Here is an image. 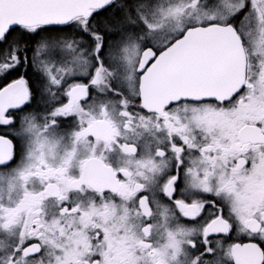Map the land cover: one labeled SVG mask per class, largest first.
<instances>
[{
  "label": "snow or ice",
  "instance_id": "6c2138e0",
  "mask_svg": "<svg viewBox=\"0 0 264 264\" xmlns=\"http://www.w3.org/2000/svg\"><path fill=\"white\" fill-rule=\"evenodd\" d=\"M0 264H264V0H0Z\"/></svg>",
  "mask_w": 264,
  "mask_h": 264
}]
</instances>
